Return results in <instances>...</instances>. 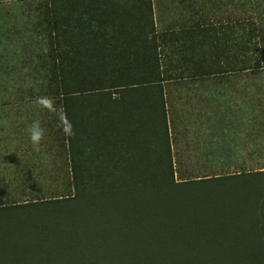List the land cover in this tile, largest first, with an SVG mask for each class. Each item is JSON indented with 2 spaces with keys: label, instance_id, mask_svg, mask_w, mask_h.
<instances>
[{
  "label": "trees",
  "instance_id": "trees-1",
  "mask_svg": "<svg viewBox=\"0 0 264 264\" xmlns=\"http://www.w3.org/2000/svg\"><path fill=\"white\" fill-rule=\"evenodd\" d=\"M47 2L49 73L75 131L68 137L74 193L0 208V264H177L193 258L202 242L194 236L193 217L170 223L175 215L163 193L170 188L169 162L164 179L144 180L142 125L153 129L147 131L151 143L167 148V128L155 122L165 81L263 70L249 33L236 31L235 63L220 64L210 54L209 39L226 24L185 32L189 44L177 47L181 34L158 28L153 0ZM197 40L206 48L197 49ZM215 58L220 61V54ZM143 92L146 101L139 98ZM136 163L141 175L129 171ZM149 186L159 195L144 201Z\"/></svg>",
  "mask_w": 264,
  "mask_h": 264
},
{
  "label": "rangeland",
  "instance_id": "rangeland-1",
  "mask_svg": "<svg viewBox=\"0 0 264 264\" xmlns=\"http://www.w3.org/2000/svg\"><path fill=\"white\" fill-rule=\"evenodd\" d=\"M153 8L161 31L181 34L177 47L189 44L185 32L226 24L209 39L212 58L233 65L236 31L245 30L264 65V0H153ZM50 17L47 0H0V208L74 193L68 137L56 116L35 104L49 96L67 112L49 73ZM139 98L146 101V93ZM160 105L155 122L167 128V148L151 143L153 129L142 125L141 171L144 180L159 181L169 162L170 188L163 193L175 215L170 223L193 217L194 236L202 240L193 258L177 264H264V174H256L264 171V69L165 81ZM33 120L45 130L39 152L26 132ZM139 163L129 169L133 175H141ZM158 193L149 186L143 200Z\"/></svg>",
  "mask_w": 264,
  "mask_h": 264
},
{
  "label": "clouds",
  "instance_id": "clouds-1",
  "mask_svg": "<svg viewBox=\"0 0 264 264\" xmlns=\"http://www.w3.org/2000/svg\"><path fill=\"white\" fill-rule=\"evenodd\" d=\"M35 104L56 116L58 127L62 129L65 136L71 137L75 135L73 125L68 119L64 107L62 105L57 106L53 98L49 96H38L35 100ZM26 132L33 149L39 152L42 141L45 139V130L41 126L40 121L33 120V122L28 125Z\"/></svg>",
  "mask_w": 264,
  "mask_h": 264
}]
</instances>
